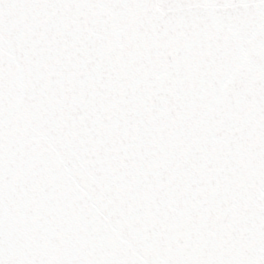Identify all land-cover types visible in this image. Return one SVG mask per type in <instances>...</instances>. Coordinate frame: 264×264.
<instances>
[{"label": "snow or ice", "instance_id": "6c2138e0", "mask_svg": "<svg viewBox=\"0 0 264 264\" xmlns=\"http://www.w3.org/2000/svg\"><path fill=\"white\" fill-rule=\"evenodd\" d=\"M0 264H264V0H0Z\"/></svg>", "mask_w": 264, "mask_h": 264}]
</instances>
